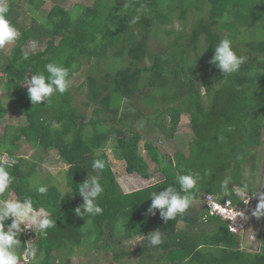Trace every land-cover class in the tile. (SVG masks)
Returning <instances> with one entry per match:
<instances>
[{"label": "trees", "instance_id": "1", "mask_svg": "<svg viewBox=\"0 0 264 264\" xmlns=\"http://www.w3.org/2000/svg\"><path fill=\"white\" fill-rule=\"evenodd\" d=\"M45 1L6 0L7 17L20 36L7 66L0 70V123L16 105H21L26 121L6 124L0 134V156L7 153L17 158L12 166L0 160L15 178L7 195L18 198L27 194L34 208L45 210L55 222L46 233L34 231L37 237L32 243L37 251L30 264H73L75 250L85 246L97 255L113 250L115 258L138 254L141 264H264V232H259L258 251L243 249L242 237L229 229L227 220L211 214L205 200L211 195L219 202L230 199L243 205V193L252 198L255 194L264 131V40L240 42L254 14L245 11L238 0H201L209 13L183 35L185 42L177 37L171 54L166 50L152 54L149 41L155 23L168 22L167 14L173 11L164 10L160 0H122L121 8L110 14L98 0L93 6L78 9L75 19L73 10L56 1L45 17L36 10L29 14L26 2L39 5ZM186 14L187 10L181 11L183 20ZM244 19L247 26L230 25ZM225 37L232 41L237 54L245 57L239 71L226 76L209 63L215 45ZM31 41L41 48L28 50ZM24 52L29 53L28 59H23ZM95 58H111L115 63L124 58L121 62L126 65H112V71L98 76L89 74L84 105L75 104L69 88L64 94L54 93L48 103L33 105L27 86L21 84L27 75L31 78V73L45 72L48 62L69 68L70 79L84 61ZM139 92L141 101H148V107L158 112L154 123L163 133L169 129L158 134L160 140L173 135L184 114L189 116L193 139L188 153L177 150L174 155L163 154L150 140L144 144L146 154L142 153L143 134L129 122L132 119L137 124L142 116L136 100ZM88 107H92L90 117ZM109 121L112 126L106 125ZM114 134V152L125 162L128 174L151 179L154 165L163 180L124 192L105 151ZM22 142L33 149L32 156L17 155ZM51 150L67 164L65 191L72 192L64 196L65 191L53 182L51 174L42 176L33 157L45 159ZM95 159L104 162L103 170H93ZM188 171L201 177L191 192L189 209L167 223L158 210L156 215L147 214L149 194L164 190L174 183L177 173ZM87 176H96L104 188L97 201L103 213L94 217L75 213L83 203L77 186ZM226 176L232 183L224 196L220 183ZM39 185L47 188L45 194L35 191ZM235 186L239 190L235 191ZM241 191V195L236 194ZM78 198V203L67 206ZM155 230L162 233L163 242L152 247L147 236ZM137 237L139 243L128 249ZM18 239L20 261L29 237L20 233Z\"/></svg>", "mask_w": 264, "mask_h": 264}, {"label": "rangeland", "instance_id": "2", "mask_svg": "<svg viewBox=\"0 0 264 264\" xmlns=\"http://www.w3.org/2000/svg\"><path fill=\"white\" fill-rule=\"evenodd\" d=\"M56 1L65 6V8L76 12L78 9H81L83 7L93 6L98 0H46L44 3L39 5L26 2L25 6L29 10L31 9L29 11V14H31L32 10H36V14L45 17L47 12L50 10V8L54 5ZM238 1L241 3V7H246L244 8L245 11L249 12V14H254L251 18L252 25H249L250 28L243 32L244 37L240 38V42H243L245 40H251L256 42L264 40V0ZM160 2L164 10H166L167 12L171 10L173 11L167 14L169 18L168 22H165L164 24L159 22L155 23L154 31L149 41V49L152 54L162 53L165 50L169 54H171L172 47L176 45V38L180 37V42L184 43L185 39H181L183 35L185 33L189 34L191 28H193L194 25L197 24L201 18L206 17L207 13H209V10L208 8H206V4L202 3L201 0H160ZM100 4L101 8H103L107 14H110L121 8L122 0H101ZM182 10H187L185 20H183L181 17ZM259 16H262L263 20ZM240 24L247 26L245 19L241 20V22L233 21L230 23L231 26H237ZM164 30L165 32L170 31V33L166 34ZM224 33H226V31H224ZM14 45L15 42L6 45L3 49H0V70L7 66L9 62V56L14 48ZM39 47L40 45L37 42L31 41L28 44L27 49L30 51H34L39 49ZM123 59L124 58H120V61H118V63H115L111 58H107L106 60H100L95 58L91 62L84 61L82 69L79 72L74 73L73 76L69 79V89L73 97H75V104L84 105L87 102L89 74L98 76L108 72V70L112 71V65L120 66V64L122 63L121 60ZM150 63L151 61L148 60L147 64ZM125 65L126 64L122 63L121 66L124 67ZM201 92H205L204 87H201ZM136 100L137 106L141 110L142 116L137 124L132 121V119L129 120V122L131 123V126L135 125V128L143 134L142 140L140 142L142 153L146 154L144 151V144L149 140L154 142V144L160 149L163 154L174 155L177 150L183 151L184 153H188L189 142L193 139V132L189 127V116L184 114L181 117V121L177 130L173 132V135L166 139L160 140L158 134H165L169 132V129L166 128L165 131L167 132L163 133L161 127L154 123L156 121L158 112L155 109H151L148 107V101H141L140 92L137 93ZM153 102L154 100H152V103ZM87 113L88 117H90L92 113V107L87 108ZM154 116L155 119L153 120L152 118ZM160 120L161 119H157V121ZM25 122V114L21 111V105L11 107L7 118H5L3 123H0V134L4 132L6 124L14 125L23 124ZM169 123L170 120H168L167 124ZM106 125L112 126L113 123L109 121ZM115 142L116 134H114L105 145V151L110 157L111 163L117 175V179L124 192H130L136 189L146 188L163 180L162 174L158 173V171L156 170L157 166L154 165L150 169L151 173L153 174V177L151 179L147 180L137 173L128 174L125 171V162L116 157V154L113 149ZM261 151L262 154L259 162L260 172L258 181L255 184L254 201L251 205V209L247 214V217L246 215H244L243 217L239 218L242 220V222H245V228L242 229V233L245 236L242 240V247L247 251L253 249L255 251L256 249H259L261 244L259 232L262 231L264 223V216L257 218L252 215V211L255 209L256 205L259 202L260 193H264V131L263 146L261 148ZM32 152L33 149L30 148V146L26 145L24 142H22L21 147L18 149L17 155L32 156ZM1 156V158L5 159L9 157L7 153H3V155ZM33 157L38 160L40 165L39 169L43 177L47 174H51L54 178L53 182L57 184L61 190H67V185L65 182V171L67 168V164L60 160V157L56 150H51L45 159H40L36 155H33ZM14 160H17V158L15 157ZM234 190L237 191L239 189L235 186ZM245 195H248V193H245ZM10 197L14 198L13 196ZM247 199L248 197L246 198V200ZM253 233H255L254 238H252ZM36 237L37 234L34 233L31 236V239L27 240V243H32L33 239H35ZM139 239V237L133 239L127 245L128 249H133L135 245L139 243ZM253 240L255 241L251 244ZM112 251L113 250H104L102 255H97V252L94 251L92 248H89L87 246L80 248L78 247L73 254V264H98L99 262L100 264H109L111 262H114L115 264H141V262H139L138 254H132L128 257L115 258ZM97 258L100 259L99 262H96ZM38 262L36 261L35 264H38Z\"/></svg>", "mask_w": 264, "mask_h": 264}, {"label": "clouds", "instance_id": "3", "mask_svg": "<svg viewBox=\"0 0 264 264\" xmlns=\"http://www.w3.org/2000/svg\"><path fill=\"white\" fill-rule=\"evenodd\" d=\"M8 11L6 0H0V49L15 42L20 36L18 29L7 17ZM71 15L75 19L78 12L74 11ZM28 56V52L23 53V59H28ZM244 62L245 57L237 54L232 47V41L227 37L221 39L215 45L214 53L209 61L224 76L238 72ZM44 69L47 75H45V72L37 71L31 73V78L27 75L21 83L27 86V95L33 105L41 104L42 101L48 103L54 93L64 94L69 88V68L56 62H48L44 65ZM104 167L105 164L100 159H95L92 163L93 170H103ZM14 179L9 170L0 165V197H3L0 199V264H19L16 249L20 243L18 239L20 233L30 229L39 235L55 227V222L48 212L34 208L30 196L25 194L22 197L12 198L7 195ZM173 179L174 183L172 185H168L164 190L153 191L149 194L151 203L146 209L147 214L156 215L158 210L164 223L175 219L177 215H183L189 209L192 203L191 192L196 188L201 177L198 173L188 171L177 173ZM231 183L232 180L229 176L221 181L220 188L223 190L224 196L229 194ZM177 185L179 190L176 187ZM77 188L83 203L75 208V213L82 217H94L102 214L103 208L97 201L104 188L99 179L96 176L91 178L87 176ZM35 191L43 195L47 192V188L39 185ZM68 192H72V189L65 191L63 196ZM236 194L241 195L242 191ZM252 215L257 218L264 216V193H260L259 202L252 211ZM9 220L10 223L5 224ZM150 233L147 236L149 246L155 247L163 242V236L159 230ZM24 248L26 249V258L35 257L37 250L33 243L28 242Z\"/></svg>", "mask_w": 264, "mask_h": 264}, {"label": "built area", "instance_id": "4", "mask_svg": "<svg viewBox=\"0 0 264 264\" xmlns=\"http://www.w3.org/2000/svg\"><path fill=\"white\" fill-rule=\"evenodd\" d=\"M2 156H0V160L2 162L3 165H10L12 166L16 160H14L11 157L8 158H1ZM245 193L242 194L243 196V205H236L235 203H233V201H231L230 199H227L225 202H219L216 199H214L211 195H206L205 196V200L208 204V207L210 209V213L214 214V215H218L220 217H222L223 219L227 220L229 222V229L233 232L238 234L239 236L242 237V240L244 239V235L242 233V229L245 228L244 224L245 222L241 219H239L240 217L246 215L249 212V210L251 209V205L254 201V197L252 198L249 194L245 195ZM248 197V199L246 200V198ZM262 232H264V225H263V229ZM24 234V236L29 237V240L31 239V236L34 234L33 230H25L22 232ZM257 235V234H256ZM255 237V233H253L252 238ZM257 239V238H256ZM255 239V240H256ZM253 240L251 242V244L255 241ZM261 240V238H260ZM258 250V249H256ZM255 250V251H256ZM250 251H254L250 250ZM31 259L30 258H26L25 253H22V259L19 261V264H30Z\"/></svg>", "mask_w": 264, "mask_h": 264}, {"label": "water", "instance_id": "5", "mask_svg": "<svg viewBox=\"0 0 264 264\" xmlns=\"http://www.w3.org/2000/svg\"><path fill=\"white\" fill-rule=\"evenodd\" d=\"M79 200H80V198H78V199H76V200H74V201H72V202H69V203L67 204V206L75 205L76 203L79 202Z\"/></svg>", "mask_w": 264, "mask_h": 264}]
</instances>
